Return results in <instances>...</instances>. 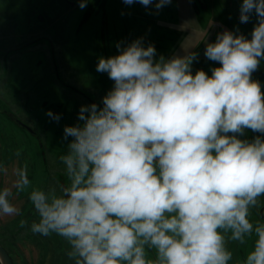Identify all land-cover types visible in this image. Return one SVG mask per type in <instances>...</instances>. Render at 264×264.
I'll use <instances>...</instances> for the list:
<instances>
[{"label": "clouds", "instance_id": "1", "mask_svg": "<svg viewBox=\"0 0 264 264\" xmlns=\"http://www.w3.org/2000/svg\"><path fill=\"white\" fill-rule=\"evenodd\" d=\"M123 3L158 12L171 0ZM253 17L250 35L237 26L206 43L205 58L219 65L211 75L193 73L197 53L157 57L143 38L98 58L113 87L64 126L67 183L29 193L39 217L30 231L62 237L71 264H229L228 244L253 236L238 264H264V223L249 219L264 197V91L253 79L264 60V0H242L239 22ZM30 183L18 170L15 188ZM12 195L0 190V216L19 215Z\"/></svg>", "mask_w": 264, "mask_h": 264}, {"label": "rangeland", "instance_id": "2", "mask_svg": "<svg viewBox=\"0 0 264 264\" xmlns=\"http://www.w3.org/2000/svg\"><path fill=\"white\" fill-rule=\"evenodd\" d=\"M78 3L0 0V190L10 188V200L19 209V215L0 216V244L14 264H71L65 255L69 245L62 237L30 231L39 217L28 195L33 189L67 183L60 160L67 143L63 128L78 122L81 105H100L113 87L107 73L96 71L98 58L117 55V43L143 38L145 46H155L157 57L197 53L193 73L203 69L211 75L219 65L205 58L206 43L237 26L250 35L255 23L254 17L247 24L239 22L242 0H171L158 12L140 3L125 5L123 0H90L84 9ZM253 79L264 91V60ZM48 110L61 115L58 123L46 115ZM255 135L246 130V138ZM21 169L31 182L23 191L14 186ZM259 201L250 209L254 224L264 223V197ZM20 220H27L28 226L21 228ZM254 239L244 245L229 243V264L242 261Z\"/></svg>", "mask_w": 264, "mask_h": 264}, {"label": "water", "instance_id": "3", "mask_svg": "<svg viewBox=\"0 0 264 264\" xmlns=\"http://www.w3.org/2000/svg\"><path fill=\"white\" fill-rule=\"evenodd\" d=\"M20 123H22L28 129L30 128L26 124H24L21 120H20ZM0 264H14L9 252L6 250V248L2 244H0Z\"/></svg>", "mask_w": 264, "mask_h": 264}, {"label": "flooded vegetation", "instance_id": "4", "mask_svg": "<svg viewBox=\"0 0 264 264\" xmlns=\"http://www.w3.org/2000/svg\"><path fill=\"white\" fill-rule=\"evenodd\" d=\"M16 114H17V113H16ZM18 116H19V115H18ZM18 119H20V120H21V121H22L24 124H26V125H27V123H26V122H24V121H23V119H21V117H20V118L18 117ZM27 126H28V125H27ZM28 127H29V126H28Z\"/></svg>", "mask_w": 264, "mask_h": 264}, {"label": "trees", "instance_id": "5", "mask_svg": "<svg viewBox=\"0 0 264 264\" xmlns=\"http://www.w3.org/2000/svg\"><path fill=\"white\" fill-rule=\"evenodd\" d=\"M8 251V250H7Z\"/></svg>", "mask_w": 264, "mask_h": 264}]
</instances>
